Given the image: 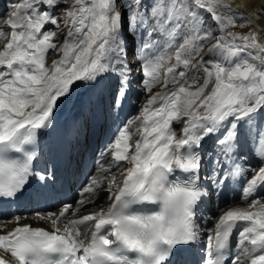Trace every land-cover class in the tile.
<instances>
[{
    "label": "snow or ice",
    "instance_id": "obj_1",
    "mask_svg": "<svg viewBox=\"0 0 264 264\" xmlns=\"http://www.w3.org/2000/svg\"><path fill=\"white\" fill-rule=\"evenodd\" d=\"M63 5L22 0L0 25V202L62 205L34 213L47 229L14 215L0 264H188L189 249L198 264H264V29L228 30L264 17V4L246 14L225 0H72L57 12ZM140 76L138 91L150 95L124 122ZM78 82L92 90L89 105L102 102L110 132L73 207L61 199L74 175L61 154L86 150L80 141L97 115L86 107L47 154L42 138ZM228 191L247 207L223 210ZM102 192L105 207L77 215Z\"/></svg>",
    "mask_w": 264,
    "mask_h": 264
},
{
    "label": "bare ground",
    "instance_id": "obj_2",
    "mask_svg": "<svg viewBox=\"0 0 264 264\" xmlns=\"http://www.w3.org/2000/svg\"><path fill=\"white\" fill-rule=\"evenodd\" d=\"M225 2L230 3V5H232L231 7L233 9L239 8V11L243 12L245 14L252 12L254 8L259 9L261 4H264V0H235L233 2L225 0ZM260 19L261 20H259V22L256 21L254 23V27L258 26L259 28L264 29V17H262ZM259 41L261 43H264V32H261V34L259 35ZM181 129H179V131L178 130L177 131L180 133ZM98 194H102V193H98ZM105 198L106 197L104 195L100 204H96V205H94V207L93 206L87 207V208H85V210H82L77 215L79 216V215L89 214L90 212L97 211L100 207H105L106 203L108 202V200H106ZM231 207H247V205H245L243 203H234V204L226 207L224 210H227L228 208H231ZM26 222H30L35 227H38V226H48L49 227V225L46 224L44 221H36L35 222L32 219H27ZM14 227H15L14 224H12V225L7 224L5 229L0 230V234H5L7 231H11Z\"/></svg>",
    "mask_w": 264,
    "mask_h": 264
},
{
    "label": "rangeland",
    "instance_id": "obj_3",
    "mask_svg": "<svg viewBox=\"0 0 264 264\" xmlns=\"http://www.w3.org/2000/svg\"><path fill=\"white\" fill-rule=\"evenodd\" d=\"M227 1V0H226ZM228 1H230V2H233V1H235V0H228ZM69 2H70V4L72 3V0H69ZM227 3V2H226ZM230 4V3H229ZM230 6H232V5H230ZM218 14L219 15H221V16H227L228 15V13L227 12H225V11H223V10H220L219 12H218ZM259 20H261V19H259ZM259 20H257L258 22H259ZM244 25V26H241V25ZM253 25V26H252ZM252 27H254V24H247V23H245L244 21H242V20H240V19H236L235 20V22H234V25H230L229 27H228V30L229 31H231V32H234V33H246V32H248L249 31V29H251ZM220 33L219 32H217L216 33V35H219ZM212 43H215V41L214 40H212V41H208V42H206V43H204V45H203V47H202V49H201V51L203 52L204 50H206L209 46H210V44H212ZM175 51V49H173V52ZM52 58H54V59H57L58 58V56L54 53L53 55H52ZM196 59H199V57L197 56L196 57ZM201 83H202V80H201ZM196 86H198V85H193V87H196ZM161 90V86L160 85H157V86H155L154 87V89L152 90V92L154 93V92H158V91H160ZM209 91H210V89H209ZM150 94H148L145 98H144V100L142 101V104L148 99V96H149ZM142 104H141V106H142ZM141 108V107H140ZM182 125V124H181ZM180 125V126H181ZM179 126V127H180ZM107 200H108V197H107ZM261 202H264V200H261Z\"/></svg>",
    "mask_w": 264,
    "mask_h": 264
}]
</instances>
